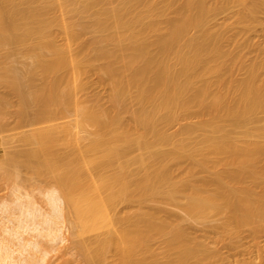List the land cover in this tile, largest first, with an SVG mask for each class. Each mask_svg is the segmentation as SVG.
I'll list each match as a JSON object with an SVG mask.
<instances>
[{
    "label": "bare ground",
    "instance_id": "obj_1",
    "mask_svg": "<svg viewBox=\"0 0 264 264\" xmlns=\"http://www.w3.org/2000/svg\"><path fill=\"white\" fill-rule=\"evenodd\" d=\"M223 12L257 31L264 0H0V47L37 40L21 68L0 57V90L17 98L0 94V132L10 113L24 126L45 123L23 138L33 148L0 161V181L19 183L25 169L57 187L47 226L29 209L18 228L56 241L58 219L70 216L80 264H233L184 223L216 222L230 244L244 229L264 234V47L228 49L229 25L213 21ZM90 72L109 87L108 105L88 99ZM27 240L23 250L44 251L43 240ZM2 248L0 264H18Z\"/></svg>",
    "mask_w": 264,
    "mask_h": 264
},
{
    "label": "rangeland",
    "instance_id": "obj_2",
    "mask_svg": "<svg viewBox=\"0 0 264 264\" xmlns=\"http://www.w3.org/2000/svg\"><path fill=\"white\" fill-rule=\"evenodd\" d=\"M214 17L215 18H213L214 19L213 21H220V22L224 21L229 25L228 35L230 36L231 40L226 43V47L228 49H232L234 46H237V45L240 46V45H246V44H249L250 46H253L254 48L264 47V12H262L258 16L260 18L259 21H261V24L259 25L260 28L256 26L258 28L257 31L255 29L251 32H244L242 26L240 27V25L237 24L235 17H232V13L229 14L228 12H223V13H220L218 15H215ZM261 27H262V29H261ZM52 36H53L52 38L55 40V42L57 44L64 43L65 38H66L65 33L58 28L54 31V35H52ZM36 43H37V40L32 39V40L28 41L26 44H12V45H8L5 47H0V57L8 56L10 58V60H13L14 65H16V67L21 68L24 66V64L25 65L29 64L32 61L31 58L23 55V52L25 50H27L28 48L35 46ZM244 52L248 53V49H245ZM256 57H257V52L249 53L248 54V58H249L248 61L252 62V60H254ZM85 77L86 78L84 80L87 79L86 81H88V82L84 81L85 83H87L86 95H87V97L91 96L90 98L88 97V99H92V97L94 98L96 96V97H99V100L101 101L102 105H105V106L108 105V102H109L108 97L110 96L109 87L106 86L105 84H103L102 82H99V80H100L99 76L94 74V72L93 73L90 72V74H86ZM243 77H244V75L241 76L240 78H243ZM2 89L3 88H1V90H0V94H2V96L5 95V97H9V98H7L9 102H13V101H14L13 103L17 102L16 97H14L11 94H8L7 91H4ZM5 92L7 94H5ZM100 97H101V99H100ZM10 99H11V101H10ZM13 103H11V106H14ZM32 113L33 112H30L28 114L30 116V118L32 116H34ZM259 116L262 117V115H259ZM7 117H6L7 120L5 119V121L8 122V123H5L6 128L4 127L5 130H2L0 132V161L1 162H6L5 157L8 158L9 155L11 153H12L11 155H13L15 153V151H16V153H19V152H25V150H30L31 148H33L34 147L33 143L30 144L29 142H26V140L24 141L23 138L26 139V137L33 134L36 129L45 125V123L43 124L42 122H35L32 120V118L29 119V117H26L25 119L27 120V123H26V120H24V124H25V126H24L23 123L22 124L18 123V119L15 118L14 114L10 113V118H9V114ZM69 118H71L73 120L72 116H70ZM69 118H68V120H67V118H64L65 120L64 119H62V120H64L66 123H69L71 121V119L69 120ZM29 120H31V122H29ZM62 120L60 119V120H57L55 122L56 123H59V122L62 123V122H64ZM189 122L192 124H196V123L200 122V120L195 118V117H192V118H190ZM263 122L264 121H262L261 124ZM11 125L13 127H11ZM40 125H42V126H40ZM23 127H24V129H23ZM34 128H36V129L34 130ZM25 130H26V132H25ZM175 130H176V127H173L172 130H170V131L173 132ZM91 132H92V129L90 128L88 130V132H82L81 133V136L83 137V141H82L83 145H85L88 142L87 138ZM201 136H202V133L200 131H198L192 137L197 139V138H200ZM18 140L20 141V143ZM23 144H26V145H23ZM7 145H9V146H7ZM17 150H18V152H17ZM22 150H24V151H22ZM135 153L138 156L140 154L139 152H135ZM136 154H135V156H137ZM132 166H133L132 169L134 171L138 170V165L134 164ZM29 172L30 171H28V170L22 169L20 172L21 176L19 178V183L15 182L16 185H15V183L13 185H11L12 183L9 184V183H6L4 181H0V256L3 255V251H4L2 247H5L6 245H8V247L11 248L10 250L12 251V255H14L13 257L15 259L16 258L18 259V261H16V262H18V264H20L21 261H22L21 264H24V263L27 264L28 260L26 261V259H29V257L32 258V260L30 258L29 261L30 260L31 261H33V260L37 261V259H38V261H40V263L42 262L41 264H60L64 258H68L69 260L75 259L74 261H72L73 264H80L79 263L80 261H78L76 259L77 258L76 256H78V253H79L77 251L78 250V244L77 243L80 242L79 241L80 239L78 237H76L75 235H73V229H72V225H71V217L70 216H67V217L64 216L63 219L62 218H60V220L58 219L59 222H57L58 224H56V228L58 227L57 229L59 232L57 235H59V237H58V240L56 238V241L52 240V238H54V237H52V238L51 237L50 238H45V237L39 238V237H37L38 234H36V232L33 235L32 232L29 230L25 229V231H26L25 232L24 229L18 228L20 226V224L21 225L22 224L27 225V223H25L27 221L25 213L27 211H30V210L31 211L35 210L36 213L38 212V214H39V216L33 220L34 223H37L40 226V229L45 228V226H47L45 222L49 218V214H50L49 212L52 211V206L50 205L47 196H48V194L54 193L57 190L56 189L57 187L53 183L51 184L50 182H47L44 179L39 178V177L38 178L35 177V179H34V176H31V173H29ZM31 178H32V180H31ZM4 183H6V184H4ZM14 185H15V187H14ZM17 187H18V189H17ZM19 199L24 204V205L22 204V207L20 206L21 203H19ZM7 208H9V210H7ZM63 208H64V205H63ZM119 208H118L119 210L123 211L122 209H124V206L122 207V205H119ZM20 209H22V210H20ZM171 212H173V214L176 212L175 215L176 214H178L177 216L181 215L180 217L184 216L183 215L184 213L182 211H180V209L175 210V208L174 209L172 208ZM23 215H24V217H23ZM19 218H20V220H19ZM23 218L25 219L24 223L20 222L21 220H24ZM31 223H32V221H30V224ZM215 223L216 222H213V223H210V224L204 226V225H201V224H198V223L191 221V223L185 222L184 225H185L188 233L191 234V235L190 234L189 235L193 238H196L198 241H204L205 238H207L206 240L208 241L209 246L212 248V250L214 249V251H217L218 256L219 255L221 256L220 258H223V257L226 258L225 260H227V262H232L233 264H238L237 262L250 261L251 259H252V261L254 260V262L255 261L256 262L261 261V258H262L261 255L264 253V234H261L260 236L255 237V236H252L251 234H249V232L244 231V230H246V229H244L241 232V235H240V238H239L237 244H236V242H234L233 244H230L229 241L221 242L218 239L217 232L215 233V231L212 230V228H211V226H213ZM18 224H19V226H17ZM27 231H28V233H27ZM15 233H18V235H16ZM30 233L34 237H32L30 235ZM94 234L95 233L91 234V236H89V237L92 238V236ZM100 234H101V232H100ZM95 235L97 236L98 234H95ZM17 236L22 237V240L24 238L25 241H26V239H28V240L33 239V241H31V240L29 241V242H33V243H34V240L36 242H40L43 240L42 242L45 244V247H44V244L42 242H40V243H41V245L43 244L44 251L41 248V253H40V251L35 252V250H33L32 245H30V247H32V248H30L31 253H33L32 250L34 251V253L39 252L38 254H36L34 256V259H33V256L31 255V253L28 250L29 245L25 249L26 251L28 250L26 252L25 250H23L21 248V245H18L19 244V237H17ZM89 237H87V239ZM94 237L95 236H93L92 239L89 238V242H90V240L92 241L94 239ZM37 239L39 241H37ZM217 240H219L220 242ZM155 247L157 249H159L160 246H158V244H156ZM45 248H47L46 251H45ZM21 249L25 254L21 252ZM48 250H50V251H48ZM46 252H47V255H46ZM19 254H21V255H19ZM41 254H42V256H41ZM22 255H23V257H22ZM43 255H44L45 260L43 259V261H42ZM39 256H40V260H39ZM24 257H26V258H24ZM35 257H36V259H35ZM78 259H79V257H78ZM58 262H60V263H58Z\"/></svg>",
    "mask_w": 264,
    "mask_h": 264
}]
</instances>
